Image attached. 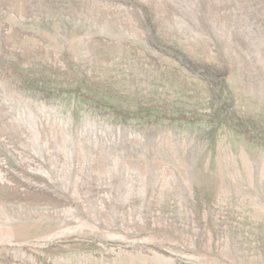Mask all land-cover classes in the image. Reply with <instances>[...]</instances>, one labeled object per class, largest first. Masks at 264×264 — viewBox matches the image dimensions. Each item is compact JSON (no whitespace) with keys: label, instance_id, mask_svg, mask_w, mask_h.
Masks as SVG:
<instances>
[{"label":"rangeland","instance_id":"374dc122","mask_svg":"<svg viewBox=\"0 0 264 264\" xmlns=\"http://www.w3.org/2000/svg\"><path fill=\"white\" fill-rule=\"evenodd\" d=\"M0 264H264V0H0Z\"/></svg>","mask_w":264,"mask_h":264}]
</instances>
